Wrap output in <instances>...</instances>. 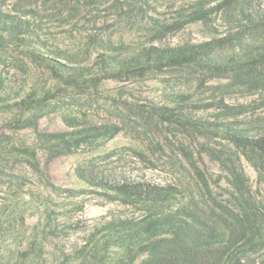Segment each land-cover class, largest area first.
<instances>
[{
  "label": "trees",
  "instance_id": "obj_1",
  "mask_svg": "<svg viewBox=\"0 0 264 264\" xmlns=\"http://www.w3.org/2000/svg\"><path fill=\"white\" fill-rule=\"evenodd\" d=\"M8 1L0 0V264H264V1L57 0L64 13L51 16L45 11L51 0L10 8ZM165 6L170 18L160 11ZM86 8L100 19L113 16L136 39L121 32L92 35L81 47L57 42L51 23L68 25ZM197 23L208 33L205 41L160 45ZM24 58L47 69L58 86L16 81L12 69ZM178 69L199 77L203 98L174 92L165 104L142 108L164 124L226 143L218 157L222 194L208 195L198 181L116 180L89 163L76 169L78 179L120 210L89 219L74 201L85 189H65L63 200L55 196L43 157L48 165L98 148L122 130L118 123L63 114L65 131H42L40 120L58 90L93 94L106 81ZM20 131H30L32 140ZM243 159L257 174L256 189ZM38 176L48 184L34 186ZM30 218L37 221L30 225ZM64 230L72 235L69 246L58 235Z\"/></svg>",
  "mask_w": 264,
  "mask_h": 264
},
{
  "label": "rangeland",
  "instance_id": "obj_2",
  "mask_svg": "<svg viewBox=\"0 0 264 264\" xmlns=\"http://www.w3.org/2000/svg\"><path fill=\"white\" fill-rule=\"evenodd\" d=\"M263 1L256 0L260 5ZM16 2L30 7L36 0H9L8 8ZM45 9L49 16L64 13L63 8L57 4V0H51ZM160 11L167 18H170L172 14V11L166 9V6ZM96 14L98 15L93 9L86 8L70 18L68 25L51 23L56 41L63 42L69 47H81L89 41L92 35L107 38L111 35L119 36L121 32L129 34L131 39H136L134 33H131L128 27L119 24L116 19H113V16L108 19H100ZM65 16L67 14L61 19H65ZM51 18L56 20L55 17ZM207 38L206 29L202 24L197 23L169 34L160 45L199 43ZM137 40L142 42L139 36H137ZM20 65H23V68H20ZM12 70V73L16 74V81H34L40 85L53 86L55 84L58 86L47 69L27 58L21 59ZM198 78L190 70L178 69L131 82L106 81L93 94L72 89H65L64 92L58 90L57 99L46 109L44 117L40 120L39 128L42 131H65L67 127L62 120L63 114H79L84 116V120L88 122L118 123L122 130L116 137L98 148L57 157L51 160L48 165H46V158L43 157L42 165L48 170L51 182L55 185V188H50V190L63 200V196L66 195L63 190L85 189L86 187L76 175V169L90 163L98 171L104 172L116 180L139 179L156 184L183 185H195V182L198 181L203 186L202 191L208 195L222 194L221 188L225 186V183H219L221 171L218 157L221 146L226 143L200 136L188 129L164 124L145 113L142 108V106L150 104H165L167 94L174 92L199 94L203 98L201 90L198 89L200 86L196 81ZM249 101L251 100L247 98L233 100L237 103ZM203 115L205 114L198 113V116ZM17 134L28 140L33 138L30 131H20ZM242 164L250 184L256 189L257 174L255 170L244 159ZM203 181L208 187H205ZM31 182L34 186L37 183L48 184V180L45 177L40 178V176ZM85 190L83 194H75L77 197L74 199V201L83 203L84 211L80 214L85 218L94 219L109 211L121 209L119 204L109 198L90 191V189ZM36 221L35 218L28 219L30 225ZM70 234L68 230L58 234L66 240L68 246L71 244L69 243L72 238ZM2 238L3 232L0 229V243Z\"/></svg>",
  "mask_w": 264,
  "mask_h": 264
}]
</instances>
